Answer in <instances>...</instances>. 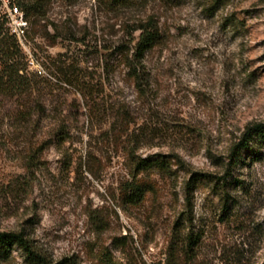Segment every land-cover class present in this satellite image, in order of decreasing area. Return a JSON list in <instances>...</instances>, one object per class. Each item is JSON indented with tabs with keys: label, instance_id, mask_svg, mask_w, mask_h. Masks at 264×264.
Here are the masks:
<instances>
[{
	"label": "rangeland",
	"instance_id": "obj_1",
	"mask_svg": "<svg viewBox=\"0 0 264 264\" xmlns=\"http://www.w3.org/2000/svg\"><path fill=\"white\" fill-rule=\"evenodd\" d=\"M24 5L21 73L41 83L0 88V232L53 264H264V135L230 165L264 123V0ZM150 18L139 86L127 60ZM0 264L31 263L0 245Z\"/></svg>",
	"mask_w": 264,
	"mask_h": 264
},
{
	"label": "trees",
	"instance_id": "obj_2",
	"mask_svg": "<svg viewBox=\"0 0 264 264\" xmlns=\"http://www.w3.org/2000/svg\"><path fill=\"white\" fill-rule=\"evenodd\" d=\"M124 0H103L105 6L111 8L115 3H121ZM26 5V4H25ZM23 3V6H25ZM133 32H140V35L133 46L132 57L128 58L130 73L133 75L139 86L144 82L143 73L145 72V55L153 49L160 39V30L154 20L150 18L146 22L141 21L133 26ZM26 56L22 51L18 39L10 32L7 21L0 20V88L4 87L5 91L10 90L14 83L15 87L24 89L25 87H38L40 80L36 77L30 78L21 72L26 69ZM13 87V88H15ZM264 135V123H256L250 126L245 134L244 139L236 144L232 149L230 165L238 164L242 151L249 145L256 136ZM157 167L163 171L167 169L164 160H151L140 158L136 162V171H146L150 168ZM196 181L193 177L192 182ZM191 182L189 183L190 189ZM134 186V185H133ZM144 190L134 188L129 194L131 202L141 201ZM190 203V198L188 199ZM177 222V227L180 226ZM184 224V223H182ZM188 248L192 251L197 245L199 239L188 233ZM0 245L10 246L18 245L24 252L25 258L31 264H53L48 257L43 255L39 250L35 249L31 240L20 232H0Z\"/></svg>",
	"mask_w": 264,
	"mask_h": 264
},
{
	"label": "built area",
	"instance_id": "obj_3",
	"mask_svg": "<svg viewBox=\"0 0 264 264\" xmlns=\"http://www.w3.org/2000/svg\"><path fill=\"white\" fill-rule=\"evenodd\" d=\"M24 0H0V11L7 21L10 32L25 46V39L29 29V21L23 9ZM28 60L29 67L35 69L36 73L44 75V69L36 63L33 56Z\"/></svg>",
	"mask_w": 264,
	"mask_h": 264
}]
</instances>
